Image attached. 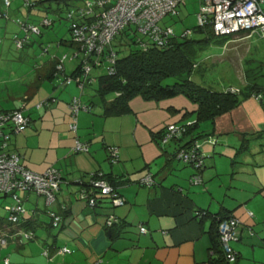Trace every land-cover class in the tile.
Returning a JSON list of instances; mask_svg holds the SVG:
<instances>
[{"label": "crops", "instance_id": "1", "mask_svg": "<svg viewBox=\"0 0 264 264\" xmlns=\"http://www.w3.org/2000/svg\"><path fill=\"white\" fill-rule=\"evenodd\" d=\"M71 4L77 7L74 2ZM11 6L9 18L0 17L4 19L0 20L2 54L12 44L23 50L32 43L29 36L22 48L17 47L16 37L26 35L18 21L25 20L20 17L21 8L11 10ZM30 11L39 18L47 14L40 5ZM30 23L39 25L35 19ZM3 32L13 38L3 42ZM238 37L247 38L242 35L234 38ZM53 58H42L34 75L26 71L12 79L21 81L23 96L0 107L21 109L30 118L28 127L9 141V148L21 153L23 164L40 173L55 167L65 178L57 199L50 204L45 202L52 211L44 207L42 212L39 199L34 201L36 207L32 211L25 208L21 217L23 228H27L28 221L30 226H48L42 221V213L61 215L63 223L51 226L57 232L46 236L50 239L48 254L42 253L45 247L40 243L15 248L16 243L22 242L9 240L0 245V264H210L212 219L200 222L201 216L197 217L200 210L229 214L240 220V239L233 243L238 251L234 264H264L262 102L251 97L213 122L201 123L200 129L210 134L215 144H203L206 154L203 183L192 186L188 178L194 172L193 167L174 157L179 143L172 141L163 146L159 132L170 123L193 121L194 104L182 95L161 101L136 97L131 101L130 112L114 116L103 115V108L97 106L93 112L79 113V129L74 133L69 129V104L74 97L87 103L94 93L84 100L86 87L80 89L75 81L65 83V75L72 73L67 75L65 64L63 71L54 74ZM41 102L44 107L38 109L36 105ZM77 139L90 143L88 152L73 150ZM111 146L118 148L116 162L109 156ZM147 171L155 179L151 187L141 184ZM93 172L109 175L117 182L114 186L108 180L124 200L121 206L114 207L110 198L98 199L96 205L82 198L80 185L74 180L88 181ZM21 193L23 203L31 200V192ZM110 214L120 219L114 227L115 234L106 225ZM4 223L1 221L0 227ZM140 226L146 228L145 233ZM62 247L70 252L60 253Z\"/></svg>", "mask_w": 264, "mask_h": 264}, {"label": "trees", "instance_id": "2", "mask_svg": "<svg viewBox=\"0 0 264 264\" xmlns=\"http://www.w3.org/2000/svg\"><path fill=\"white\" fill-rule=\"evenodd\" d=\"M58 1H62L66 3L68 7L67 8V12H68L72 7L71 3L74 0H58ZM3 2L4 0H2V4H1L2 8L0 7V13H2L0 17L9 18L8 9L11 6V4L5 11L3 9ZM26 2L27 0L25 1V6L28 7L29 9L37 8L38 5L37 1L29 0V4H27ZM182 2H184V0H181V3ZM48 12L43 17V19L45 18L50 19ZM176 15H179V9L177 14L175 15L168 14L164 18L168 16L174 17ZM162 20L160 21V25H162L161 24ZM24 22L28 23V21L26 20ZM53 22L54 21L51 20V24L46 26L52 25ZM162 26H170L173 30V35L168 38L165 46L164 45L158 46L156 43L150 42L149 39H147V37L144 36L143 34L139 33L136 30V28H134L131 25H128L124 29H122L119 32V34H117L114 37V39L111 41V43L108 45V50L104 54V60H101L102 65H93L90 72L87 75H84V70H85L84 59L80 58V60L78 61V63L76 64L72 73L69 76L75 79L76 77L83 75V80H85L84 87H87V85L95 86V93L93 97L90 99V101L87 103H83L80 100L81 105L85 106V108L83 109L82 107L79 109L76 116V121L73 116V109L70 108L71 120L69 122V129L72 123L77 122V129L75 131L70 129L72 132L77 133L79 129V113L81 111L93 112L94 108L97 106H101L103 108V115L105 116L123 115L132 110L131 101L136 97H141L146 101H161L164 99H169L182 95L196 106V109L193 113L194 116L196 115L195 117L196 119L194 121L187 122L184 124L177 123L178 125H183L185 127L183 134L180 136L171 137L168 139V141L165 142L164 139L167 134V127L163 128L159 132L160 133L159 139H160V143L163 146H166L172 141L179 143L178 147L174 152V157L178 161L184 163L185 165L193 167L194 172L188 178V181L190 185L197 186L203 183L202 171L206 166V162H205L206 154L203 151V144L205 142L215 144V141L212 140L210 134L200 129L201 123H204L206 121L213 122L218 116L232 111L233 109L241 105L245 100L251 97L256 98L264 105V71L260 69L256 71L252 68L247 67L245 69L244 84L241 81L242 84L241 86H230L226 90L216 91L214 89L205 87L197 83L193 79V72L195 71V69L199 67V63L195 62V57L200 50H203L206 47L212 36L219 37L220 39L217 42L222 43V46H226L227 43H229L232 39H234L235 35L236 36L242 35V36H246L247 38L256 37L258 39H264V36H260L256 34L249 35L250 31H241L236 34L217 36L214 33L212 25L210 24L199 25L198 23L194 27V30L197 32H206L208 33V36L206 38L197 39L189 36L190 35L189 30L183 31L181 35H176L172 25L165 24ZM69 30H70V26H69ZM34 34L37 33H30L29 36ZM39 35H42L41 29ZM117 37H121L120 40L117 41L116 40ZM59 43L63 44L64 40H61ZM69 43L72 46H76L72 40H70ZM112 51L115 52V56L112 66H109L106 56L109 55ZM88 56L89 57L87 60L88 61L91 60L92 62L90 63L94 64L96 55L90 54ZM53 60L55 61L54 64L55 67L54 74H55L58 73L57 68L59 62L57 57H54ZM244 61L249 63V60L246 59V57L244 58ZM103 65L107 67V71L105 73H100L97 76L92 75L93 69L100 68ZM263 65L264 62L263 63L261 62L259 64L260 67H263ZM65 77L67 76L65 75ZM170 78H173L174 81L168 82ZM41 103H42V107H44V102ZM0 111H8V110H5L2 107H0ZM27 117L29 116L27 115ZM5 131L10 135V139H8V142L5 146H3L2 144L3 139H0V151L4 150L7 153L16 152L21 155V153L9 148V141L11 140L13 135H17L22 132L14 133L11 130H9V128L5 129ZM76 141L86 143L90 148V143L88 141H82L80 139H77ZM108 151L111 161L116 162L114 160V157L111 156L110 154V147L108 148ZM180 154L183 156H185V154H190V156L191 155L194 156L191 157L190 161L186 162L183 161V158L179 157ZM148 174L151 175L153 180V183L151 185H147L142 181L143 178ZM144 177L141 178V184H143L144 186L151 187L155 184L153 173H151L150 171H147ZM197 178H199V182H195V179ZM64 179H65L64 176L60 173V180H61L60 182L62 183ZM97 180H105L110 185L112 183L114 186H116L117 184V182L113 181L109 175H103L102 173L99 172L91 173L90 179L88 181L83 179H75L74 181L80 185V193H82V191H86L87 193H89V196L91 198H94L95 200L94 205H96L97 202L102 198H110V202H112V204L115 207L116 205L114 204L113 193L102 194L99 188H95L93 186V182ZM61 183H60V188H61ZM20 192L21 191L17 192L18 195ZM58 192L56 196H58ZM113 192L119 195V191L117 190L116 187H114ZM98 194H100V196H98ZM197 212H198L197 217L199 215L201 216V219L199 218L200 222H203L205 218L210 217L212 219V224L209 230L210 239H211V252H212L210 257V264L236 263L238 259V251L233 246V243L239 241L240 239V231H239V227L241 223L240 220L237 217L229 214L228 215L226 214L221 215L220 213L210 214V212H208L207 210H200ZM53 214L61 217V220L59 224L55 226L53 222L54 216L51 213L52 224H50V226L58 227L59 225H61V223H63L62 216L54 212ZM110 215L116 217V221L113 222V224L110 226L111 232H113L115 231L114 228L115 225H118L120 223V219L115 214H110ZM109 216H107V218ZM231 218L237 219L239 224L237 226L238 239L229 242L230 245L229 247L231 249L229 251L228 248H226L222 242L219 226L222 221ZM28 222L25 224L27 227L25 229L31 231L29 229V227L31 226L30 223ZM23 225L24 224L22 223V226ZM34 238H35V234L32 238L24 239V240L29 241ZM24 240H22L21 242H23ZM231 251L232 253L235 254L236 257L234 261L229 260V254L231 253ZM45 252H46L45 254H48L47 251Z\"/></svg>", "mask_w": 264, "mask_h": 264}, {"label": "built area", "instance_id": "3", "mask_svg": "<svg viewBox=\"0 0 264 264\" xmlns=\"http://www.w3.org/2000/svg\"><path fill=\"white\" fill-rule=\"evenodd\" d=\"M26 3L29 4V0ZM180 3L181 0H83L82 5L67 12L71 40L77 47L73 58L84 59V75H87L93 65H102L101 60H104L108 45L128 25L136 28L150 42L156 43L158 46H165L168 38L173 35V30L170 26L160 25V21L168 14H177ZM10 4V0H4L3 9L6 11ZM263 7L264 0H203L198 14L199 25H212L217 36L236 34L241 31H250L249 35L264 36ZM18 23L26 33L25 37H16L15 40L17 47L22 48L29 39L30 33H40V27L24 21H18ZM42 24L49 25L51 20L45 18ZM90 54L96 55L94 64L90 63L91 60H87ZM114 56V51L106 56L109 66H112ZM65 57L67 58V55ZM64 59H58L57 70L59 72L64 70ZM72 81H75L79 88L83 89L85 81L83 75L75 79L70 76L65 77V83L69 84ZM41 107L42 103L37 104V108ZM82 107L85 108L81 105L80 99L74 97L70 108L73 109L75 121L77 113ZM29 123V117L21 109L0 111V139H3V146L10 138L5 129L9 128L14 133H20L28 127ZM166 127L167 134L164 142L171 137L182 135L185 128L177 123H170ZM70 129L75 131L77 122L72 123ZM88 149V145L80 141H77L74 147L75 152H87ZM110 154L117 161L118 148L111 146ZM193 156L190 154L179 155L186 162L190 161ZM60 181V172L57 168L49 167L42 173L35 172L23 165L20 154L0 151V195L9 196L14 201L13 205H8L5 208L8 216L7 223L0 227L1 245H6L9 240H16V238L21 242L34 236L32 231L22 226L21 217L25 214L26 209L17 192H36L44 196L46 202L50 204L56 200ZM142 181L147 185L153 183L150 174L146 175ZM195 182H199V178L195 179ZM93 186L99 188L102 194L113 193L115 205L123 203V199L113 192L114 187L107 181H94ZM81 196L89 199V203L94 205L95 200L89 196V193L82 191ZM52 215L56 226L61 217L53 213ZM115 221L116 217L110 215L106 220V225L111 226ZM238 224L239 222L235 218L226 219L220 223L222 242L229 251L231 250L229 242L238 239ZM140 231L146 232V228L141 226ZM59 252H70V249L62 247ZM235 259V254L231 251L229 260L234 261Z\"/></svg>", "mask_w": 264, "mask_h": 264}, {"label": "rangeland", "instance_id": "4", "mask_svg": "<svg viewBox=\"0 0 264 264\" xmlns=\"http://www.w3.org/2000/svg\"><path fill=\"white\" fill-rule=\"evenodd\" d=\"M25 1L11 0V10L19 7L22 10L20 17L29 22L35 19L42 30V35H31L30 40L32 43L23 50L17 49L12 44L11 48H6L5 53L2 54V44H0V106H6L13 100H18L19 96H23V87L19 86V84L21 85V81L14 82L12 79L21 76L26 71L34 75L36 68L43 61L42 58L48 57L49 59L51 56H57L60 60L65 58L64 64L67 75L72 72L80 60L73 58L76 46H72L69 43L71 34L69 21L66 19L68 8L66 3L58 0H32L37 1L38 5L43 6L45 13L50 11L48 15L54 22L50 26H44L41 23L43 18L35 15L32 16L30 11L32 9L25 6ZM184 1L185 3L179 5V15L174 17L168 16L161 24L172 25L176 35H181L183 31L189 30L190 37L197 39L206 38L208 33L194 30V27L199 23L200 0ZM73 2L77 6L82 5V0H74ZM29 13L31 14V18H28ZM0 20L4 21V19ZM2 35L3 42L13 38V36L6 37L4 32ZM20 35H23V33ZM120 38L117 37L116 40L118 41ZM219 39V37L212 36L206 47L196 55L195 62L199 63V67L193 72V79L197 83L216 91L226 90L230 86H241V81L244 84L245 69L247 67L256 71L259 69L264 71V65L263 67L259 66L261 62H264V39L238 37L234 38V42L230 41L227 43L226 46H222V43L217 42ZM61 40H64L63 44L59 43ZM66 55L67 58L65 57ZM245 57L249 60V63L244 61ZM106 71L107 67L103 65L100 68L93 69L92 75L97 76ZM60 75L63 79L64 75L62 73ZM173 81V78L168 80V82ZM93 93H95V86L87 85L84 90V100ZM195 117L194 120L196 119ZM19 195L23 198V193L20 192ZM36 199L40 201V210L42 212L44 207H47L49 209L48 211H52L49 205L45 206V198L39 197L33 192H31V200L24 201V207L32 211V208L34 209L36 207V203L34 202ZM13 204L14 201L11 197L0 195V222L6 221L7 223L6 218L8 215L5 208ZM42 218V221L47 223L48 226H31L29 229L34 232L35 238L29 241L24 240L22 243H16L15 248H22L25 245L27 246L33 242H37L45 247V251L48 249L50 239L46 236L51 232L54 234L57 232V229L54 228V230H51L52 227L49 225V223L52 224L51 212L49 214L42 213ZM15 241L20 242L17 238ZM41 250L42 253H46L43 248Z\"/></svg>", "mask_w": 264, "mask_h": 264}, {"label": "water", "instance_id": "5", "mask_svg": "<svg viewBox=\"0 0 264 264\" xmlns=\"http://www.w3.org/2000/svg\"><path fill=\"white\" fill-rule=\"evenodd\" d=\"M123 203L119 204V205H116V206H121Z\"/></svg>", "mask_w": 264, "mask_h": 264}, {"label": "clouds", "instance_id": "6", "mask_svg": "<svg viewBox=\"0 0 264 264\" xmlns=\"http://www.w3.org/2000/svg\"><path fill=\"white\" fill-rule=\"evenodd\" d=\"M72 8H75V7H71L70 9H72ZM67 18V17H66ZM110 227V226H109Z\"/></svg>", "mask_w": 264, "mask_h": 264}]
</instances>
